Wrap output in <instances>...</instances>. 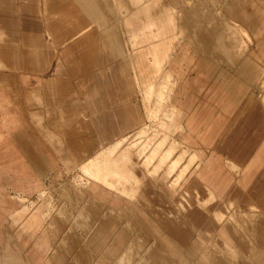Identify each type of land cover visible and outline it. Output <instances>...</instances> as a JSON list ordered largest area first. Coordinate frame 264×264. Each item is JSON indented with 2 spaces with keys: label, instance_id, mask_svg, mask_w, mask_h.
Wrapping results in <instances>:
<instances>
[{
  "label": "crops",
  "instance_id": "crops-1",
  "mask_svg": "<svg viewBox=\"0 0 264 264\" xmlns=\"http://www.w3.org/2000/svg\"><path fill=\"white\" fill-rule=\"evenodd\" d=\"M187 1L111 18L105 0H0L4 264H264V132L244 163L215 151L182 26L244 82L230 79L222 110L244 97L238 115L264 124V0L210 16Z\"/></svg>",
  "mask_w": 264,
  "mask_h": 264
},
{
  "label": "rangeland",
  "instance_id": "rangeland-1",
  "mask_svg": "<svg viewBox=\"0 0 264 264\" xmlns=\"http://www.w3.org/2000/svg\"><path fill=\"white\" fill-rule=\"evenodd\" d=\"M107 9L111 13V18L113 17L114 7H118L122 10V15L125 16L130 10L131 3L141 4L146 3L147 0H105ZM194 0L186 2L188 6L194 5ZM198 1V0H197ZM224 0H200L196 3L203 15L209 12H213V9L220 7L221 3ZM154 9L157 10L162 5L168 6L171 0H148ZM201 6V7H200ZM188 9V7H185ZM186 12L185 14H187ZM192 13L191 17L194 22L197 21V15L200 14V11L190 12ZM189 14V13H188ZM211 13H207L210 16ZM182 26L184 28V42L187 44L188 53L192 58L191 67L186 71V77L192 82L189 86L191 88L192 95H194L192 102V111H196V114L201 118H206L207 121L218 119V131L215 138V151L222 157H228L239 162H245L253 154L255 148L260 143V140L264 132V124L261 120L257 118L246 119L243 115H238V113L245 106L246 100L244 97L238 103L234 109L228 111H223L221 108L222 102L219 100V97L227 98L229 92L226 90L227 86L230 84V79L236 78L239 83H243L240 79L239 74L237 75L235 68H233L228 60H224L219 64L216 63L213 58L212 53H207L205 49L201 48V45L196 39V36L192 33L198 31L195 29V25H185V19L182 21ZM123 37V34L121 35ZM227 40L226 38H224ZM226 42V41H225ZM211 48L213 47V42L211 43ZM210 48V51L212 50ZM241 60H237V64H240ZM237 66V65H236ZM238 68V66H237ZM236 68V69H237ZM52 74V67L50 71L40 72L39 76L50 75ZM251 84V83H250ZM247 83V85H250ZM189 88V89H190ZM132 97V105H138L139 112L143 111V103L141 100L140 94H134ZM52 103V100H51ZM221 114V116H220ZM211 115V117H210ZM52 125V122L49 123ZM205 126V122L200 124ZM28 127L31 131H34V125L29 122ZM18 141L21 144L20 153L24 156V159L31 165L34 162H31L34 157L25 156L24 152L29 151L28 149L34 151L36 147L32 144V141L22 132L16 133ZM37 151V149H36ZM38 152V151H37ZM35 200V199H34ZM0 264H4L0 260Z\"/></svg>",
  "mask_w": 264,
  "mask_h": 264
},
{
  "label": "bare ground",
  "instance_id": "bare-ground-1",
  "mask_svg": "<svg viewBox=\"0 0 264 264\" xmlns=\"http://www.w3.org/2000/svg\"><path fill=\"white\" fill-rule=\"evenodd\" d=\"M179 6V5H178ZM201 7V6H200Z\"/></svg>",
  "mask_w": 264,
  "mask_h": 264
}]
</instances>
